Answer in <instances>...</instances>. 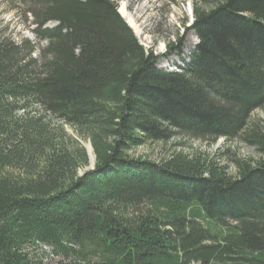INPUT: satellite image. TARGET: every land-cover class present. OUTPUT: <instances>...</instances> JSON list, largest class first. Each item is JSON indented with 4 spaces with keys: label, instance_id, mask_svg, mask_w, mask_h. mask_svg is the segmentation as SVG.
<instances>
[{
    "label": "trees",
    "instance_id": "obj_1",
    "mask_svg": "<svg viewBox=\"0 0 264 264\" xmlns=\"http://www.w3.org/2000/svg\"><path fill=\"white\" fill-rule=\"evenodd\" d=\"M25 2L38 42L0 33V264H264V0H197L173 72L113 0ZM221 137L259 158L130 153Z\"/></svg>",
    "mask_w": 264,
    "mask_h": 264
},
{
    "label": "rangeland",
    "instance_id": "obj_2",
    "mask_svg": "<svg viewBox=\"0 0 264 264\" xmlns=\"http://www.w3.org/2000/svg\"><path fill=\"white\" fill-rule=\"evenodd\" d=\"M28 0H0V33L10 36L15 42L19 43L22 38H28L33 42H38L35 30L38 25L34 24L33 16L28 12L29 6L25 2ZM117 7L118 12L128 23L127 17L122 13V8L125 7L131 16L143 4H146L144 10L139 12L138 18H135L137 26H141L143 39L147 37L148 42H144L134 27L132 28L139 42L149 51L153 50L154 55L159 56L156 62L157 68L163 71L174 70L180 71L189 62L190 56L196 50L193 48L190 52H186L187 44L197 36L192 29L194 23V7L197 0H113ZM190 6V11L188 6ZM180 10V14L175 16V10ZM55 22H49L45 27L51 28L55 26ZM198 40V38H197ZM47 41L39 42L38 51L47 46ZM37 55V54H36ZM162 61L168 62V67L161 68L159 65ZM253 119L261 120L264 122V107L256 110L253 114ZM67 131L74 138L82 144L87 150L89 156V165L81 168L79 174L82 175L90 168L92 161L87 143L89 139H83L77 136L75 131L67 127ZM181 142L180 145H172L171 143H148L140 146L133 151L131 155L135 157H145L153 161H160L169 156L175 149L177 151H184L189 153L193 150L204 151L210 153L211 156L221 154L220 162L222 165L227 166V172L230 175L236 174V166L233 162L234 155L241 158H259V152L253 146H250L241 139L227 140L226 138H219L216 143H208L205 141L176 138L172 143ZM93 148V147H92ZM94 153V151H93ZM95 156V154H94ZM91 160V161H90ZM94 161V160H93ZM45 264H61L63 258L48 256L45 259ZM200 264V263H198Z\"/></svg>",
    "mask_w": 264,
    "mask_h": 264
},
{
    "label": "bare ground",
    "instance_id": "obj_3",
    "mask_svg": "<svg viewBox=\"0 0 264 264\" xmlns=\"http://www.w3.org/2000/svg\"><path fill=\"white\" fill-rule=\"evenodd\" d=\"M190 6H188V10L190 11ZM146 7V4H143L140 8H138V10L135 12L134 16H131V14H129V12L127 11V9L125 7L122 8V13L125 17H127L128 23L130 24V26L134 27V29L137 31L138 35L140 36V38L146 43L148 42L147 37L143 39V33L141 32V26H137L136 22H135V18H138V14L139 12L141 13L142 10H144V8ZM180 14V10H175L174 15L177 16ZM198 44V40L196 39H192V41L186 45L187 49H185L186 52H190L193 48H196ZM161 68H166L168 67V62L167 61H162L159 65ZM89 152L91 154V158L92 161L94 160V153H93V148L91 146L90 143H87Z\"/></svg>",
    "mask_w": 264,
    "mask_h": 264
},
{
    "label": "water",
    "instance_id": "obj_4",
    "mask_svg": "<svg viewBox=\"0 0 264 264\" xmlns=\"http://www.w3.org/2000/svg\"><path fill=\"white\" fill-rule=\"evenodd\" d=\"M90 144H91V142H90ZM91 146H92V144H91ZM91 161V160H90ZM91 164H90V168L89 169H87V170H94V168H95V163H96V157L94 156V161H91L90 162ZM83 175V174H82Z\"/></svg>",
    "mask_w": 264,
    "mask_h": 264
}]
</instances>
